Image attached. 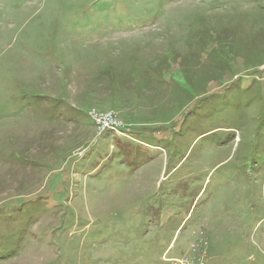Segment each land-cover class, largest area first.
Here are the masks:
<instances>
[{
    "label": "rangeland",
    "instance_id": "374dc122",
    "mask_svg": "<svg viewBox=\"0 0 264 264\" xmlns=\"http://www.w3.org/2000/svg\"><path fill=\"white\" fill-rule=\"evenodd\" d=\"M0 264H264V0H0Z\"/></svg>",
    "mask_w": 264,
    "mask_h": 264
},
{
    "label": "built area",
    "instance_id": "2783aa9c",
    "mask_svg": "<svg viewBox=\"0 0 264 264\" xmlns=\"http://www.w3.org/2000/svg\"><path fill=\"white\" fill-rule=\"evenodd\" d=\"M96 114V113H95ZM102 117L107 120V128H105L104 130H111V129H115L114 126H109V124H112L115 120H116V116H115V113L110 111V112H107V113H103L101 114Z\"/></svg>",
    "mask_w": 264,
    "mask_h": 264
}]
</instances>
